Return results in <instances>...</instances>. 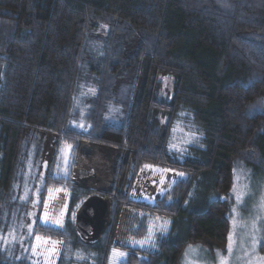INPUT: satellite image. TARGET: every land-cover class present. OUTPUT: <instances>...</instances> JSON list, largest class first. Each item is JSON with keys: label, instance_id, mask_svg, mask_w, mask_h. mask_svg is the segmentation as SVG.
I'll return each instance as SVG.
<instances>
[{"label": "trees", "instance_id": "16d2710c", "mask_svg": "<svg viewBox=\"0 0 264 264\" xmlns=\"http://www.w3.org/2000/svg\"><path fill=\"white\" fill-rule=\"evenodd\" d=\"M263 100L264 0H0V236L25 213L17 184L31 160L39 169L49 144L86 142L117 155L108 222L94 242L72 224L53 231L57 264H106L123 208L170 220L154 251L125 247V264L224 250L235 164L264 166ZM147 165L187 174L169 201L130 197ZM0 264L26 263L0 247Z\"/></svg>", "mask_w": 264, "mask_h": 264}, {"label": "rangeland", "instance_id": "374dc122", "mask_svg": "<svg viewBox=\"0 0 264 264\" xmlns=\"http://www.w3.org/2000/svg\"><path fill=\"white\" fill-rule=\"evenodd\" d=\"M78 108L79 118L73 121L75 128L83 126V101ZM174 132L172 146L179 150L183 138L180 130ZM116 156L112 149L86 142L76 149L66 142L49 144L40 157L41 167L35 169L31 160L21 186L17 184L25 213L0 236V247L6 248L13 260L26 264H57L63 241L52 236V232H64L68 224L74 225L75 211L85 197L83 194L74 198L73 189L80 187L89 195L102 196L112 184ZM252 171L242 163L235 164L233 169L224 250L209 252L200 245H186L179 264H264V166L254 174ZM186 178L182 171L147 165L141 169L129 194L133 200L149 204L162 197H168L169 201L171 187ZM205 186L202 183L194 191L197 203ZM169 227L170 220L166 217L123 208L114 224V245L109 249L106 264H125L128 259L125 247L154 251Z\"/></svg>", "mask_w": 264, "mask_h": 264}, {"label": "water", "instance_id": "95a60500", "mask_svg": "<svg viewBox=\"0 0 264 264\" xmlns=\"http://www.w3.org/2000/svg\"><path fill=\"white\" fill-rule=\"evenodd\" d=\"M152 184L154 180L150 181ZM109 214V203L98 194L89 195L75 211L74 228L78 236L87 242L99 239L105 231Z\"/></svg>", "mask_w": 264, "mask_h": 264}]
</instances>
